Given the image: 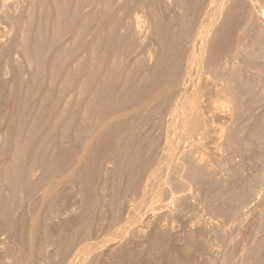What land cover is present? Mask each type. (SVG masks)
<instances>
[{
    "label": "rangeland",
    "instance_id": "rangeland-1",
    "mask_svg": "<svg viewBox=\"0 0 264 264\" xmlns=\"http://www.w3.org/2000/svg\"><path fill=\"white\" fill-rule=\"evenodd\" d=\"M7 2L0 264H264V58L218 98L186 67L205 0ZM219 22L222 63L241 35Z\"/></svg>",
    "mask_w": 264,
    "mask_h": 264
},
{
    "label": "bare ground",
    "instance_id": "bare-ground-1",
    "mask_svg": "<svg viewBox=\"0 0 264 264\" xmlns=\"http://www.w3.org/2000/svg\"><path fill=\"white\" fill-rule=\"evenodd\" d=\"M236 2L237 3H241L242 4V6H243V4L245 5V7H247L246 9H247V12H248V17L250 18H248L249 20H247V21H253V23H252V25H254L255 24V26H257V31H256V35H254L253 37L254 38H252V39H248L249 38V36L246 34V35H244L245 33H246V31H248L249 32V30L251 29V28H253V27H250V29L249 30H247V28H249V24L247 23V21H245L246 23H245V25L244 24H242V25H240V27L242 26V28L240 29V27H239V29H240V31L238 30V32L240 33H238V32H236L237 33V35L235 34V26L234 25H236L237 27H238V25L237 24H234V23H236L235 22V18H234V16H235V9L237 8V7H239V6H236V4L237 3H235V0H205V2L203 3L204 5V7H203V10H202V13H201V16H200V18H201V20L199 21V23H198V26H197V29H196V32H194V34H193V36H192V38L191 39H193L192 40V48L194 49V51H193V49H192V51H193V56H192V58H191V60H189L190 61V63L187 61V70H189V66L191 65V67H193V69H192V71L193 72H191V71H189L190 72V74H191V77L190 76H188V73L185 71L184 73V75H186V73H187V75L186 76H188L189 77V81L191 82L192 80H194L193 82H198L199 83V86L201 85L202 87H203V89L202 90H205V92H208V94H210L211 96H217L218 98H220V97H225L226 96V98L227 97H229L230 99H232L233 98V96L235 95V93H236V91L234 92V90H233V92H232V89L230 88L231 86H232V84H234L237 80H239L240 81V79L242 78H244L245 76H242L240 79L238 78V77H240V76H236V72L237 71H239V72H237V73H240V71H241V67H242V65H241V63H244L245 61H246V64L247 63H249V62H247V60L249 61H251V60H253V58H254V60L252 61V62H254L256 59L255 58H258V59H261V56L264 58V0H236ZM8 2H7V0H0V9L2 10V8H4V9H7V8H5L6 7V4H7ZM9 7V6H8ZM244 7V6H243ZM11 8V7H10ZM244 9V8H243ZM9 10H11V9H9ZM61 10V9H60ZM5 11V10H4ZM3 11V12H4ZM236 11H237V9H236ZM240 11V10H239ZM238 11V12H239ZM1 12V11H0ZM2 12V13H3ZM8 12H10V11H8ZM5 13H7V12H5ZM60 13V12H59ZM246 12H244L243 14H245ZM247 14V13H246ZM60 15V14H59ZM64 15V14H63ZM63 17V16H62ZM61 17V18H62ZM199 18V19H200ZM243 19V18H242ZM221 20H223V23H222V25H220V26H222V28H219V30L220 29H222L223 30V32H224V34H227V37L229 36V35H231L230 33H233L235 36H237L238 38H239V36H240V38H239V40L238 41H236V43H235V45H234V47L231 49L232 51H231V53L229 54V56H228V54L227 55H225V56H228V57H222L221 55H220V58L219 59H222V63H220V62H218V61H220V60H218V57L217 58H214L215 60L217 59V61L216 62H218V63H220V65H219V68L216 70V68L215 67H218V66H213L214 68H215V70H214V68H213V70L215 71V73H214V71L211 73V74H209L208 75V72L210 71H206V70H208V68H209V66L210 65H208L207 67L205 66V65H207L208 63H206V62H204L206 59H207V61L209 62V64H211V57L208 55L209 54V50H210V48H211V46L212 47H214L215 45V43H218L217 42V40H216V42H215V39H216V37H215V29L217 28V24L218 23H220L219 21H221ZM237 20V19H236ZM244 20H245V18H244ZM1 21V20H0ZM238 22H240V21H238ZM3 23V22H2ZM1 23V24H2ZM241 23H243V22H241ZM251 25V26H252ZM139 26V25H138ZM44 27V26H43ZM138 29L140 30L141 29V27H138ZM237 29V28H236ZM47 30V29H46ZM218 29H217V31H219ZM43 31V30H42ZM237 31V30H236ZM253 31V33H254V30H252ZM252 31L250 32V33H252ZM222 32V31H221ZM222 32V33H223ZM44 33H46V32H44ZM214 33V34H213ZM212 34L214 35V38L215 39H213V38H211V36H212ZM232 34V35H233ZM243 34V35H242ZM42 35H44V34H42ZM218 35L220 36L221 34L220 33H218ZM223 35V34H222ZM221 35V36H222ZM231 35V36H232ZM45 36V35H44ZM220 36V37H221ZM226 36V35H225ZM213 37V36H212ZM220 37H219V39H220ZM209 38H211L212 40H214V44H212L210 41H209ZM223 38V37H222ZM250 38H251V36H250ZM38 39V38H37ZM228 39V38H227ZM235 40V39H234ZM221 41V40H220ZM231 41V40H230ZM223 42V41H222ZM211 43L212 45L210 46L209 44ZM228 44V43H227ZM233 44V43H232ZM214 45V46H213ZM222 45V44H221ZM217 46V45H216ZM215 46V47H216ZM46 47V46H45ZM209 47V48H208ZM225 47V46H224ZM221 48V47H220ZM191 49V48H190ZM211 50H213V48L211 49ZM46 51V50H45ZM190 51L191 50H189V53H190ZM191 51V52H192ZM208 51V52H207ZM215 51V50H214ZM219 51V50H218ZM258 51H259V53L262 51L263 53H261L262 55H260V54H258ZM216 52V51H215ZM28 53V52H27ZM206 53H208L207 55L208 56H206ZM219 53V52H218ZM218 53H216V54H218ZM225 53V52H224ZM192 54H189V55H192ZM212 53H210V55H211ZM215 54V53H214ZM214 54H212L213 55V57H215L216 55H214ZM189 55H187V57L189 56ZM258 55H260V57H258ZM219 56V55H218ZM186 57V58H187ZM206 57V58H205ZM208 57V58H207ZM222 57V58H221ZM190 58V57H189ZM210 58V59H209ZM188 59V58H187ZM209 60H211V61H209ZM80 61V60H79ZM212 62H214V60L212 61ZM216 62H214V63H212V64H214V65H216L215 63ZM74 63V62H73ZM78 63H80V62H78ZM204 63H206V64H204ZM217 63V64H218ZM255 63V62H254ZM257 63V62H256ZM264 63V62H263ZM211 64V65H212ZM250 64H251V62H250ZM253 64V63H252ZM251 64V65H252ZM260 64V63H259ZM262 64V63H261ZM186 65V64H185ZM189 65V66H188ZM245 65V64H244ZM247 65H249V64H247ZM254 66H255V64H254ZM254 66H253V72H254ZM185 67V68H186ZM247 66H244V68H246ZM250 67V66H249ZM207 68V69H206ZM211 68V67H210ZM243 68V67H242ZM252 68V67H251ZM256 68V67H255ZM260 68V67H259ZM212 70V69H211ZM243 71H244V69H242ZM245 70H247V68L245 69ZM250 70V69H249ZM249 70H247V72H249ZM256 70V69H255ZM246 72V71H245ZM244 72V73H245ZM193 73V74H192ZM243 72L241 73V74H244ZM250 73V72H249ZM252 73V72H251ZM183 75V74H182ZM244 75H246V74H244ZM252 75V74H251ZM185 77V76H184ZM188 77H186V78H183V77H181V78H183V79H187ZM249 77H250V74H249ZM249 77H245L247 80H250L251 78H252V76L250 77V79H249ZM253 77H255V76H253ZM238 78V79H237ZM237 79V80H236ZM254 79V78H253ZM252 79V80H253ZM180 80H182V79H180ZM247 80L246 81H244V84H243V80H241L240 81V83L242 82V84L245 86V83L247 84ZM258 80V79H257ZM186 81V80H185ZM239 81H237V83L239 82ZM181 82V81H180ZM179 82V83H180ZM182 82H184V80L182 81ZM188 82V81H187ZM187 82H185V83H187ZM189 82V83H190ZM251 82V81H250ZM248 83H249V81H248ZM239 84V83H238ZM236 85V86H239V85ZM253 84V83H252ZM194 85V84H193ZM242 85V86H243ZM249 85V84H248ZM250 85H251V83H250ZM190 86H191V84H190ZM195 86H196V84H195ZM234 86H235V84H234ZM233 86V87H234ZM242 86H241V88H242ZM243 86V87H244ZM192 87V86H191ZM232 87V88H233ZM248 87V86H247ZM247 87H245V88H247ZM196 87H194V89H195ZM240 88V89H241ZM199 89H200V87H199ZM234 89V88H233ZM235 89H238L237 87L235 88ZM244 89V88H243ZM201 89L199 90L200 92L202 91ZM245 90V89H244ZM190 91V90H189ZM197 91H198V88H197ZM197 91H194V92H196L197 93ZM188 92V91H187ZM191 92V91H190ZM193 92V93H194ZM238 92H240V93H242V92H244V91H242V90H238ZM183 93H185V92H183ZM194 94V95H197V94ZM186 94V93H185ZM190 94V93H189ZM192 94V93H191ZM190 94V95H191ZM234 94V95H233ZM243 94V93H242ZM186 95H188V94H186ZM185 95V96H186ZM193 95V94H192ZM193 95V96H194ZM202 95V94H201ZM207 95V94H206ZM184 96V95H183ZM198 96H199V94H198ZM188 97V96H187ZM189 97H191V100H192V96H189ZM188 97V98H189ZM205 97V96H204ZM234 97H236V95L234 96ZM238 97V96H237ZM240 97H241V95L239 94V97L238 98H235V99H239L240 100ZM187 98V99H188ZM203 98V97H202ZM225 98V99H226ZM183 99H185V97H183ZM186 99V100H187ZM195 99H196V97L194 96V101H195ZM185 100V101H186ZM190 100V98H189V101H191ZM199 100V99H198ZM233 100H234V98H233ZM232 100V101H233ZM238 100V101H239ZM184 101V100H183ZM188 101V100H187ZM188 101V102H189ZM231 100H229V102H230V105H232L231 103H233ZM237 101V100H236ZM235 101V103H237ZM193 102V101H192ZM196 102V101H195ZM240 103V102H239ZM190 104H191V102H190ZM194 104V103H193ZM197 104H198V102H197ZM197 104H195L193 107L194 108H196L195 106L197 105ZM215 104V103H214ZM213 104V106H212V110H211V113L212 114H214V115H217V116H219V117H226V114H225V111L223 110V106H224V104H217L216 103V105H214ZM228 105V104H227ZM226 105V106H227ZM233 106V105H232ZM240 106V104L238 105V107ZM199 107V106H198ZM197 107V108H198ZM235 107V106H234ZM194 108H193V110H194ZM226 108V107H225ZM231 108V107H230ZM233 108V107H232ZM241 108V107H240ZM228 109H229V107H228ZM237 110V107L236 108H234L233 110ZM231 109H229V111H230ZM232 110V111H233ZM236 110H235V112H236ZM238 110H239V108H238ZM197 111V110H196ZM226 111H227V109H226ZM238 112V111H237ZM236 112V113H237ZM230 113H231V111H230ZM236 113H235V116H237L236 115ZM239 113V112H238ZM237 113V114H238ZM232 114H234V113H232ZM240 114L241 113H239V116H240ZM216 116V117H217ZM231 117V116H230ZM234 117V116H233ZM211 118H213V116L211 117ZM229 118V117H228ZM232 118V117H231ZM230 118V119H231ZM225 118H223V120H224ZM227 119V118H226ZM233 120V119H232ZM225 122H226V120H224ZM228 121H230V120H228ZM231 122V121H230ZM227 123V122H226ZM229 123V122H228ZM224 126V125H223ZM214 127H217V126H214ZM211 128H212V126H211ZM219 128V127H218ZM221 128V127H220ZM223 128V127H222ZM221 128V129H222ZM218 130H220V129H218ZM218 130H217V134H219L218 133ZM223 130H224V128H223ZM216 131V130H215ZM211 132V131H210ZM224 132V131H223ZM213 134V133H212ZM224 135V134H223ZM221 136V135H220ZM217 137V139H215V141L217 140V141H220V140H222L221 139V137H223V136H221V137ZM216 138V137H215ZM213 139H214V136H213ZM29 141V140H28ZM200 147V146H199ZM199 147H198V149H199ZM192 149H193V147H192ZM194 149H195V147H194ZM193 149V150H194ZM200 150V149H199ZM198 150V151H199ZM23 151H24V149H23ZM194 152H195V150H194ZM200 152V151H199ZM25 153V152H24ZM198 153V152H197ZM205 153V152H204ZM18 154V153H17ZM198 154H201V153H198ZM203 155V154H202ZM219 155V154H218ZM207 156V155H206ZM205 156V157H206ZM210 156V155H209ZM22 157V156H21ZM199 157L200 156H198V159H199ZM204 158V157H203ZM22 159V158H21ZM197 159V160H198ZM201 159H202V156H201ZM41 160V159H40ZM210 160V159H209ZM21 161V160H20ZM207 161V160H206ZM203 162V161H202ZM40 163H42V162H40ZM195 163H197V161L195 162ZM194 163V164H195ZM201 163V162H200ZM209 163V162H208ZM22 164V163H21ZM197 165V164H196ZM200 165V164H199ZM56 166V165H55ZM207 167H208V165H207ZM28 169V168H27ZM208 169V168H207ZM210 171V170H209ZM50 175V174H49ZM48 175V176H49ZM46 178V177H45ZM59 184V183H58ZM50 189V188H49ZM258 196V195H257ZM176 198V197H175ZM182 198V197H181ZM180 198V199H181ZM44 199V198H43ZM173 199V198H172ZM238 208V207H237ZM235 209V208H234ZM235 210H237V209H235ZM235 213V212H234ZM232 214V213H231ZM263 217V216H262ZM258 220V219H257ZM257 223V222H256ZM264 224V223H263ZM240 227V226H239ZM239 230V229H238ZM250 240V239H249ZM259 240V239H258ZM248 245V244H247ZM244 255V254H243ZM247 259H248V257H247ZM251 259V258H250ZM249 259V260H250ZM262 261V260H261ZM260 263V262H259Z\"/></svg>",
    "mask_w": 264,
    "mask_h": 264
}]
</instances>
